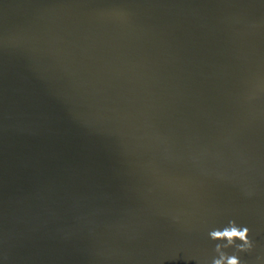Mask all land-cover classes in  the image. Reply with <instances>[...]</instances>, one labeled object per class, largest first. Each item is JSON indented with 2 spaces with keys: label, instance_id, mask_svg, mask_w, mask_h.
Masks as SVG:
<instances>
[{
  "label": "water",
  "instance_id": "1",
  "mask_svg": "<svg viewBox=\"0 0 264 264\" xmlns=\"http://www.w3.org/2000/svg\"><path fill=\"white\" fill-rule=\"evenodd\" d=\"M221 253L264 264V0H0V264Z\"/></svg>",
  "mask_w": 264,
  "mask_h": 264
},
{
  "label": "clouds",
  "instance_id": "2",
  "mask_svg": "<svg viewBox=\"0 0 264 264\" xmlns=\"http://www.w3.org/2000/svg\"><path fill=\"white\" fill-rule=\"evenodd\" d=\"M209 236L213 240H226L227 243L223 245L225 248L229 245H234L237 239L243 242L235 245L238 250H246L252 247V242L249 239V228L246 226H238L235 221H230L229 225L224 227L223 230L215 229L210 231ZM221 247V244L215 246L217 251ZM212 264H241V261L237 255L221 253L219 258L213 259Z\"/></svg>",
  "mask_w": 264,
  "mask_h": 264
},
{
  "label": "rangeland",
  "instance_id": "3",
  "mask_svg": "<svg viewBox=\"0 0 264 264\" xmlns=\"http://www.w3.org/2000/svg\"><path fill=\"white\" fill-rule=\"evenodd\" d=\"M232 46H233V45H232ZM237 57H238V55H237ZM238 58H240V59H241V58H242V56H239ZM244 64H245V63H244ZM242 65H243V64H242Z\"/></svg>",
  "mask_w": 264,
  "mask_h": 264
}]
</instances>
